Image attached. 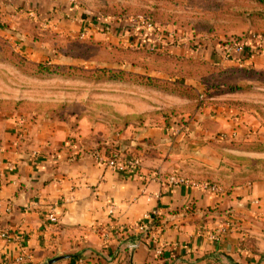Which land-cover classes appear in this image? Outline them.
<instances>
[{
  "label": "crops",
  "instance_id": "0c3cea01",
  "mask_svg": "<svg viewBox=\"0 0 264 264\" xmlns=\"http://www.w3.org/2000/svg\"><path fill=\"white\" fill-rule=\"evenodd\" d=\"M66 4L0 0V33L28 59L44 61L54 51L50 41L24 23L38 21L60 34L79 30L81 13ZM170 53L215 59L209 48ZM189 79L202 91L204 83ZM95 85L87 93L66 90L60 117L0 111V264L19 255L24 259L13 264H264V179L229 184L227 153L216 139L236 125L228 102L234 95L197 106L195 99L134 83ZM172 109L176 114H165ZM116 149L140 159L138 173L95 161V151ZM171 174L221 183L222 192L170 184ZM52 206L57 222L48 224ZM131 242L138 246L130 249Z\"/></svg>",
  "mask_w": 264,
  "mask_h": 264
},
{
  "label": "rangeland",
  "instance_id": "374dc122",
  "mask_svg": "<svg viewBox=\"0 0 264 264\" xmlns=\"http://www.w3.org/2000/svg\"><path fill=\"white\" fill-rule=\"evenodd\" d=\"M66 1L68 9L74 10L77 15L84 13L93 21L90 28L85 27L88 33L82 39L91 38L92 41L104 43H91L92 45L87 47L74 42L80 31H84L83 26L73 32L63 30L61 33H66L60 34L48 30L38 21L25 22L24 29L32 32L34 37L50 41L54 51L48 59H55L58 63L75 64L89 59L90 64L101 67H113L116 63L134 71L148 72L156 65L172 70L170 73L175 71L177 67L172 68V65L166 66L151 59L146 60L137 54L129 58L133 61L130 63L128 56L103 46L117 44L124 47L130 44L127 34L119 37V30L113 29L115 26L112 24L116 21H125L127 23H124L125 25L136 31L142 30L138 24L148 22L160 29L163 36L168 33L171 35L168 38L172 43L168 45L165 40L161 39L162 42L156 40L157 43L150 46L153 49L166 52L188 49L190 52L202 54L209 48L215 59L214 62H208L218 67L178 68L185 76L192 77L190 79L188 77L189 80L211 85L210 91L215 90L218 95L231 94L235 97L228 102L232 109L230 116L236 118L234 120L236 125L229 131L219 132L216 136L219 140L218 145L226 150L225 154L227 153L222 166L230 179L229 184L264 179V72L257 74L252 71H241L239 68L236 71H222L224 65L237 67L247 65L251 68L255 65L256 69L264 70V0ZM106 23H112L111 29L107 28ZM14 31L17 32V29ZM139 37L138 40L142 44H147L146 37L150 39L143 30ZM226 42L232 48L228 56L223 54ZM13 43L0 33V111L45 110L60 117L67 107V103L60 100L66 90L87 93L88 90L93 91L98 82H108L99 80L100 76L91 73L88 75L84 73L79 77L55 74L29 75V72L25 73L16 67L18 63L16 53L19 51ZM62 51L71 55H63ZM72 81H81L82 84H71ZM231 88L232 91L222 92ZM13 97L22 99L17 101ZM33 98L35 100H30ZM82 122L85 126L96 125V120ZM210 183L223 187L221 183Z\"/></svg>",
  "mask_w": 264,
  "mask_h": 264
},
{
  "label": "trees",
  "instance_id": "16d2710c",
  "mask_svg": "<svg viewBox=\"0 0 264 264\" xmlns=\"http://www.w3.org/2000/svg\"><path fill=\"white\" fill-rule=\"evenodd\" d=\"M82 24L84 27L90 28L93 21L84 13L80 14ZM125 21H116L114 24L112 23H106L107 28L111 29L110 25L112 24L113 29L119 30L120 34L119 37H123V35L127 34V40L130 41L129 45L118 46L117 44L112 45H104L110 48V50L115 51L117 53H121L123 56H128V59L132 55H139L140 57L151 59L154 62L162 63L168 65H172V68L177 67L174 69L175 71L171 72L172 70L163 69L162 67L158 66H152L150 69L152 70H160L164 73H166V76L164 77H158L149 75L147 73H140L138 71L130 70L128 67H123L122 65L114 64L113 67H101L96 64H90L89 59L86 61H82L80 63H58L51 59H46L44 61H35L28 59L24 55H22L20 52L16 53V57H18V63L17 66L20 71L23 72H29V75H43V74H55V75H62V76H83L84 73L88 75L91 73L92 75L95 74L97 76H100L101 81H118V82H128V83H134L137 85H143L149 88L157 89L163 92H166L168 94H173L176 96H180L182 98H188V99H195L196 105L199 106L203 103V101L207 98L213 97L215 95H218L217 92L210 91L211 85H207L204 83V88L202 91H199L197 88L187 85L185 83V79L189 76H185L184 73L178 68L180 67H195L197 68H215L218 66L210 64L208 61L200 58V57H189V56H181L174 53H170L169 51H160L159 49H153L150 46L151 44H154L156 42V39L160 42L162 40H165L166 44L172 43V41L169 40L167 37V34L163 36L161 34L160 29L153 28L151 30H143L145 35H149L150 39L148 40V36L145 39V42L147 44H142L139 35H141L142 30L134 31L133 29H130V27ZM143 36V35H142ZM162 39V40H161ZM74 42L82 45L84 44L87 47H90L91 43L96 42H102L103 41H92L91 38L82 39L79 36H77L76 39L73 40ZM157 43V42H156ZM157 46H161L157 44ZM103 48V47H102ZM114 48V49H113ZM111 51V52H112ZM63 55H71L66 51H62ZM114 54V53H113ZM130 60V59H129ZM117 62V61H116ZM125 62H127V59H125ZM129 62V61H128ZM130 63H133V61L130 60ZM239 68L241 71H252L253 73L259 74L260 72H264V70L256 69L255 67H247V65H240L237 67L236 65H224L222 67V71L229 72L233 71ZM189 78H192L191 76ZM232 91L231 89H227L222 92H229ZM176 109L165 111V114L168 115L176 114Z\"/></svg>",
  "mask_w": 264,
  "mask_h": 264
},
{
  "label": "built area",
  "instance_id": "2783aa9c",
  "mask_svg": "<svg viewBox=\"0 0 264 264\" xmlns=\"http://www.w3.org/2000/svg\"><path fill=\"white\" fill-rule=\"evenodd\" d=\"M139 21H137L138 23ZM140 23V22H139ZM83 26V24L81 25ZM142 30H151L154 27L152 26L151 23L148 22H141L138 24ZM84 27V26H83ZM135 30V29H134ZM136 31V30H135ZM87 30L84 27V31H80L79 37L80 38H85L87 35ZM171 36L169 33L167 34V37ZM157 40V39H156ZM159 41V40H157ZM227 43V42H226ZM223 54L225 56H228V52L232 49L228 43L224 45L223 48ZM178 132V130H176ZM94 159L96 162L105 165L108 169L118 172V173H124V172H130V173H138L139 172V167H140V159L137 156H125L119 149L116 150H111L109 154L104 153V152H99L95 151L94 154ZM167 182L170 184H188V185H197L203 189H206L210 192L218 193L221 191V188L214 183L210 182H200V183H194L190 180H187L184 177H181L176 174H171L167 177ZM154 213L149 214L146 216V218L151 221L153 218ZM45 221L48 224H55L57 222V213H56V208L54 206L50 207L49 211L45 215ZM141 229H143V225L140 226ZM1 236H6V233L3 232L1 233ZM214 240H217V236H212ZM138 246L137 242H131L129 244L130 249H135ZM24 259V256L19 255L17 258L14 259L15 262H20ZM14 261L10 260H4L1 264H13Z\"/></svg>",
  "mask_w": 264,
  "mask_h": 264
}]
</instances>
